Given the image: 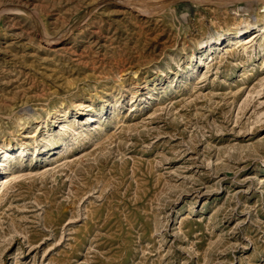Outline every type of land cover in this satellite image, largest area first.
<instances>
[{
  "label": "rangeland",
  "instance_id": "obj_1",
  "mask_svg": "<svg viewBox=\"0 0 264 264\" xmlns=\"http://www.w3.org/2000/svg\"><path fill=\"white\" fill-rule=\"evenodd\" d=\"M0 264H264V0H0Z\"/></svg>",
  "mask_w": 264,
  "mask_h": 264
},
{
  "label": "bare ground",
  "instance_id": "obj_2",
  "mask_svg": "<svg viewBox=\"0 0 264 264\" xmlns=\"http://www.w3.org/2000/svg\"><path fill=\"white\" fill-rule=\"evenodd\" d=\"M239 8V7H238ZM252 29V28H251ZM248 32H250V29H242V30H239V32L236 34V35H234V36H232V35H230V34H226V35H223V36H220V37H217L216 39H215V41L213 42H208L206 45H204V48H203V51L202 52H206V51H208V50H210V49H213L214 48V46L216 45H219V44H223V43H229V42H231V41H233L235 38H238V40L239 41H241V40H243V36L245 35V34H247ZM249 40V39H248ZM63 47V46H62ZM202 56V54H200V57ZM95 118L93 117V115H91L90 117H89V120H94ZM9 150H17L18 152H19V150H20V153H23L24 152V148H21V147H19V148H17V149H11V148H9V149H5V155H4V158L1 160V161H3L2 163L3 164H5V162L4 161H7L8 159H9V155H10V153H9ZM8 162V161H7ZM6 162V163H7ZM7 165V164H6ZM4 166V165H3ZM6 181V180H5Z\"/></svg>",
  "mask_w": 264,
  "mask_h": 264
}]
</instances>
